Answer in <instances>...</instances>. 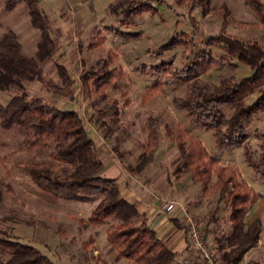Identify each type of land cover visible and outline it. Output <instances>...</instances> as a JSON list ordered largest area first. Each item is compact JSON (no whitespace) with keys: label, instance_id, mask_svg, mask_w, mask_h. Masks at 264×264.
Masks as SVG:
<instances>
[{"label":"rangeland","instance_id":"obj_1","mask_svg":"<svg viewBox=\"0 0 264 264\" xmlns=\"http://www.w3.org/2000/svg\"><path fill=\"white\" fill-rule=\"evenodd\" d=\"M38 1L40 11L51 21V35L57 41L58 51L42 65L40 78L29 84L28 95L43 98L49 105L63 111H78L86 122L88 133L98 145L103 165L114 162L122 171L135 165L142 151L148 116L162 114L165 127H182L200 139L211 156L221 165L236 167L240 181L248 183L259 193L261 198L256 203L259 206L249 211L253 216L247 215L245 224L260 218L262 233L257 246L245 254L241 264H264V177L254 173L244 159L245 146L255 149L259 144L254 133L264 131V112L248 124L245 145L232 150L220 148L216 146L211 130L191 123L183 109L174 107L173 98L185 97L187 84H174L169 88L164 84L158 85L171 77V70L183 67V53L187 52L184 43L202 46L209 36L224 33L243 40H256L264 46L263 26L237 25L257 20L244 0H208L211 9L225 6L229 10L228 24L224 26L220 18L203 13L201 7L190 9L178 5L175 0H162L163 5L156 6L155 12H142L135 17L133 25L121 28L127 35H115L108 30V27L116 25L118 18L109 14L106 7L118 0ZM5 2L0 0V38L4 33L13 32L21 52L33 56L39 32L30 24L25 3L6 10ZM95 36L102 37L104 42L97 48H89ZM172 41H177V45L163 50V46L170 45ZM205 49L217 60L223 54L215 46ZM109 50L117 55L112 67L119 71L115 86L108 90V95L116 98L120 106L117 124L111 120L110 106L96 97H86L79 82L86 70L99 66L100 58ZM56 64L65 65L74 80L72 102L62 99L49 88L60 85ZM158 65V72L151 69ZM252 74L249 67L234 59L212 68L201 79L207 84H216L225 77L238 79ZM153 86L157 90L150 92ZM147 93L151 98L142 104V97ZM257 97L258 94L251 96L248 103ZM9 99V94L0 91V103L6 104ZM127 99L129 105L123 107ZM165 127L159 129L161 144L154 162L141 173L130 176L158 199L175 202V213L181 215L182 221L186 216L196 219L206 240L215 248L216 239L230 230L228 208L224 205L217 208V198L205 194L189 173L177 175L174 172L180 154L168 141ZM109 130V136L105 137ZM23 137L17 128L3 129L0 126V231L34 246L55 264H129L125 259L123 262L116 259L106 241V229L111 221L100 226L87 224L98 199L82 203L53 198L34 185L29 176L16 166L20 161L39 162L47 158L44 149L22 146ZM82 222L87 226L80 231ZM216 253L218 255L217 250Z\"/></svg>","mask_w":264,"mask_h":264},{"label":"trees","instance_id":"obj_2","mask_svg":"<svg viewBox=\"0 0 264 264\" xmlns=\"http://www.w3.org/2000/svg\"><path fill=\"white\" fill-rule=\"evenodd\" d=\"M178 5L190 9L201 7L205 14H211L228 24L229 10L225 6L211 9L208 0H175ZM24 2L31 26L38 30L39 40L33 56L24 55L17 36L9 31L0 38V91L10 95L6 104L0 103V126L3 129L17 128L23 133L22 146H34L46 150V160L20 161L16 166L22 169L40 190L49 196L64 200L89 203L98 199L90 212L87 224L100 226L111 221L106 229V241L116 259H126L133 264H179L176 254L156 236L146 219L135 205L129 202L120 190L115 178L101 176L103 162L98 155V145L88 133L86 122L76 110L63 111L49 105L43 98L30 97L27 89L30 83L40 78L44 63L51 60L58 51L57 41L51 35V21L39 9L38 0H6L5 9L12 10ZM154 4H156L154 6ZM255 14L253 23L239 22L241 27H264V0H244ZM162 0H118L109 3L106 10L116 16V25L108 27L115 35H127L121 28L133 25L136 16L142 12H155ZM89 48H97L104 42L102 37H93ZM177 45L172 41L163 46L168 50ZM168 46V47H167ZM203 46V47H202ZM202 46L184 43V65L180 70H171V77L164 84H187L188 91L183 98L174 97L176 109H183L191 123L211 130L216 146L228 150L245 145L248 140L247 126L264 112V46L256 40H243L224 33L209 36ZM218 47L223 54L220 60L212 57L205 48ZM116 53L109 50L100 58L97 68L86 70L79 78L80 90L86 97H96L112 109L111 120L118 123L120 106L116 98L108 95L115 86L119 71L112 67ZM236 60L249 67L253 74L238 79L225 77L216 84H207L201 76L226 60ZM156 67H151L158 72ZM60 85L51 91L68 102L74 100V80L65 65H55ZM156 87L149 89L155 92ZM258 97L251 103V96ZM151 94L142 97V104L148 102ZM129 105L127 99L123 107ZM147 135L142 151L135 165L127 166L129 174H139L154 162L161 144L159 129L164 126L162 114L148 116ZM111 130L104 134L108 137ZM167 139L180 154L175 166L177 175L189 173L202 191L217 198L216 206L228 208L230 230L218 237L215 248L223 264H241L245 254L255 248L262 233V222L256 218L246 225L245 217L260 200V195L246 182L240 181L236 167L221 165L211 156L200 139L182 127H165ZM257 148L245 146L244 159L251 170L264 177V131L254 133ZM82 222L79 230L86 228ZM0 264H55L47 255L32 245L19 242L6 232L0 231Z\"/></svg>","mask_w":264,"mask_h":264},{"label":"crops","instance_id":"obj_3","mask_svg":"<svg viewBox=\"0 0 264 264\" xmlns=\"http://www.w3.org/2000/svg\"><path fill=\"white\" fill-rule=\"evenodd\" d=\"M130 175L126 170H120L114 162L104 164L101 173L102 177L115 178L117 180L122 195L135 205L141 215V219L148 221L156 236L176 254V258L184 256L187 253L184 225L181 215L175 213L177 208L175 207L171 212H166L160 204L161 199H158L141 182H138ZM257 205L259 206V204H255L253 208H257ZM255 211L254 213H256ZM248 216H253V213H249ZM119 260L124 261L123 259ZM125 262L133 264L126 259Z\"/></svg>","mask_w":264,"mask_h":264},{"label":"built area","instance_id":"obj_4","mask_svg":"<svg viewBox=\"0 0 264 264\" xmlns=\"http://www.w3.org/2000/svg\"><path fill=\"white\" fill-rule=\"evenodd\" d=\"M160 204L166 212H171L176 207L175 202L164 199L160 200ZM183 225L187 253L184 256L176 258L177 263L223 264L216 253V249L206 240L196 219L186 216L183 219Z\"/></svg>","mask_w":264,"mask_h":264}]
</instances>
